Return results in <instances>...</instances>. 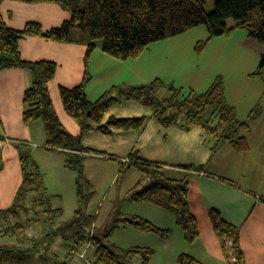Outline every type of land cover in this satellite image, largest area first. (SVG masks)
<instances>
[{"label":"crops","instance_id":"0c3cea01","mask_svg":"<svg viewBox=\"0 0 264 264\" xmlns=\"http://www.w3.org/2000/svg\"><path fill=\"white\" fill-rule=\"evenodd\" d=\"M0 12L7 24L14 28H23L27 22L37 21L44 29H51L71 18V12L55 2L3 0ZM74 33L76 39L71 42L27 36L21 40L20 49L26 60L47 59L57 62V75L49 84L50 94L66 129L79 135L80 125L67 113L60 92L62 86L71 88L79 85L85 73V55L90 38L80 31ZM208 37L209 31L201 25L182 35L154 42L138 58L121 60L100 46L90 58L91 79L87 84V93L92 101L114 86L141 85L156 79L188 92L195 90L203 93L211 87L217 76L223 75L228 102L235 107L237 118L250 124L249 130L230 132V129H222L221 134L211 133L199 124L192 125L189 130L178 124L167 127L161 124L153 109L144 102L123 98L107 111L103 123L110 117L146 116L147 120L141 129H116L111 134L95 129L83 134L82 144L92 150L86 154L85 174L93 187L95 184L91 178L94 174L100 179L110 177L111 184H117L120 161L130 160L134 153L139 156V161L160 163L171 168L204 166L203 170L193 172L190 179L189 204L200 230L199 238L193 243L186 241L173 212L151 202L137 203L129 197L135 184L130 185L127 196L122 199L118 196L112 203L108 224H113L115 212H120L141 216L161 229L170 230L168 236H161L122 222L112 230L109 242L119 249H153L154 254L148 264H179L178 258L182 253L194 256L201 264H237L233 258L236 257L233 248L226 246L225 250L224 241L214 228L210 217L212 209L218 210L225 220L237 227L245 264H264V80L251 77L261 62L264 46L261 51V46L256 44L248 31L238 29L230 35L212 39L201 57L194 55L193 45L196 41ZM31 82L28 69L8 68L0 71V210H8L14 205L23 183L21 152L29 150L32 154V146L43 147L46 151L64 156L55 160L42 158L36 150L39 148H34L37 155L33 153L32 156L40 168L51 161L67 167V154L64 151L46 147L43 120L23 122L24 93ZM93 125L98 124L93 122ZM240 136H245L246 148L236 144ZM133 169L137 168H131L117 184L118 193L121 182ZM45 192L35 195L51 205L54 194ZM33 205L34 213L43 210L44 205L35 202ZM99 206H102L101 203ZM53 208H61L64 213L62 206ZM90 216L97 218L96 214ZM108 224L103 225L106 227ZM35 225L41 226L40 223ZM4 229L1 226L0 236H12L13 239L6 241L5 237L4 242L0 241V246L20 245V241H16L19 239L17 235L5 234ZM42 231L37 236H42ZM85 241L88 242L87 239L82 242ZM70 242L66 241L65 245ZM55 250L51 247L44 253L48 264L55 260L53 264L61 262L54 255ZM57 250L56 253L66 256L65 250ZM135 256L138 255L128 258V263L142 264V257ZM94 257L93 249L88 258L95 263Z\"/></svg>","mask_w":264,"mask_h":264},{"label":"trees","instance_id":"16d2710c","mask_svg":"<svg viewBox=\"0 0 264 264\" xmlns=\"http://www.w3.org/2000/svg\"><path fill=\"white\" fill-rule=\"evenodd\" d=\"M2 1L0 0V4ZM18 1L55 2L71 12L70 19L51 29H44L37 21L27 22L23 28H14L7 24L0 12V71L8 68H25L30 71L32 82L24 93L23 122L31 123L42 119L47 136L46 147L62 150L67 154L65 165L77 173L79 208L70 221L50 228L49 225L55 224L63 215L62 209L53 208L42 197L34 195V202L44 205L43 210L37 212V215L45 216L42 236H33V243L29 248H22L19 244L0 246V263L25 261L41 248L46 253L55 243V239L63 236L65 240L69 237L68 241L71 242L66 245L70 248L81 245L82 241L89 238L94 246L96 264H129L127 259L134 255L142 257V264H148L154 254L153 249H119L109 242L112 230L121 222L161 236H168L170 230L161 229L141 216L115 212L113 224H108L90 235L89 226L94 218L87 215L85 208L94 187L85 174V159L86 154L92 150L82 144L83 134L95 129L106 134H111L116 129H141L147 120L146 116L110 117L103 123L107 111L123 98H135L144 102L153 109L161 124L167 127L178 124L189 130L192 125L199 124L211 133L221 134L222 129H230V132L249 130L250 124L237 118L235 107L226 98L225 80L221 75L203 93L190 90L184 94L182 88L167 85L163 80L156 79L147 84L114 86L99 99L92 101L87 93V84L91 79L90 58L99 46L121 60L138 58L151 43L182 34L199 25L207 27L210 37L197 43V52H202L211 38L230 34L236 28L246 29L252 37L264 44V0H216L212 11H208L206 0ZM75 31H80L90 38L85 55V73L79 85L71 88L62 86L60 92L67 113L80 125L79 135H74L66 129L50 94L49 84L57 75V62L47 59L26 60L20 49L21 40L27 36L71 42L76 39ZM253 75L264 79V53ZM163 90H166L167 94L161 95ZM93 122L98 125L94 126ZM236 144L240 148H246L245 136H240ZM20 157L23 183L13 207L0 210V228L12 209L20 207L29 194L33 191L38 194L43 192L38 162L29 150L21 152ZM137 157L139 156L134 153L130 160L120 161L117 184L131 168H137L141 178L131 189L129 197L137 203L147 201L173 212L178 226L184 231L186 241L195 242L200 236V230L197 217L189 204L190 179L193 172L203 170L204 166L183 165L171 168L160 163L139 161ZM210 217L215 230L224 241L225 250L228 240L233 239L232 248L236 263L245 264L237 227L225 220L218 210L212 209ZM26 224L29 223L17 222L13 226H7L4 232L14 235L21 232ZM68 233L74 236L71 238ZM42 255L44 256V253ZM178 262L201 264L197 258L187 253L180 254ZM62 263L65 262L59 264Z\"/></svg>","mask_w":264,"mask_h":264},{"label":"rangeland","instance_id":"374dc122","mask_svg":"<svg viewBox=\"0 0 264 264\" xmlns=\"http://www.w3.org/2000/svg\"><path fill=\"white\" fill-rule=\"evenodd\" d=\"M206 1H207L206 7H207L208 11H212L214 8L216 0H206ZM199 26H201V25H199ZM199 26H196V27L184 32V33H187V32H189V31H191V30H193ZM202 26H205V25H202ZM238 29H242L244 31H247L246 29H243V28H236L231 33L235 32ZM184 33H182V34H184ZM182 34H179V35H182ZM230 34H225V35H230ZM176 36H178V35H176ZM173 37H175V36L165 38V39H162L159 41H163V40L170 39ZM216 37H218V36H216ZM216 37H213L209 40V42L207 43V45L205 46V48L203 49L202 52H197L196 45L199 42L207 40L209 37L206 39H201V40L196 41V43L193 45V54L201 57V55H203V53L205 52V50L209 46L211 40L216 38ZM252 39L255 40L256 44H259V46H261V51H262L264 45L262 43H260L255 37H253ZM156 42H158V41H156ZM153 43H151V44H153ZM248 45L252 49H255V47L253 45H251V44H248ZM147 49H145V50H147ZM258 52H259V50H258ZM253 60L254 59H252V61ZM253 73L251 74V77L258 79V80H264L260 76L253 75ZM221 76H223V75H221ZM224 80H225V77H224ZM187 92H188V90L183 89L184 94ZM165 94H167V91L163 90L161 95H165ZM41 145H44V144H41ZM32 148L34 149V148H39V147L32 146L30 148V151L32 152V154L35 153L37 155V152H34L35 149L33 150ZM36 150H38V152L42 156V158L47 157V158H50L51 160H55L56 158H61L64 156L63 154L60 155V153H58V152L46 151L47 149H44L43 147L36 149ZM41 156H39V157H41ZM60 164H61V162H60ZM1 165H2V160L0 159V167H1ZM40 169H41L40 171H41V182H42L43 191L44 192L46 191L45 192L46 194H52V195L54 194V196L51 197V205L53 207L62 206L64 208V213H63L62 217L59 218L55 224L49 225L50 228L54 227V226L56 227L58 225H61L65 222L70 221L72 219L76 209L79 208V202H78V197H77V186H76V173H75V171L69 169L68 167H65L64 165H57L55 161H51L50 164H48L47 166H42V168H40ZM96 175L97 174H94L93 178H91L92 181L94 182L95 186H94L93 193L90 196L89 202L87 203L86 208H85L87 215H95V214L97 215V218L95 217L94 218L95 220L92 223H90V226H89L90 235H93L94 233H96L97 230H101V228L102 229L105 228V225H103V224H108V220H109L108 218L111 215V213H110L111 212V206H112V203L114 202V200L118 196L120 197V199H122L124 196H127L130 187L132 185L136 184L138 182V180L141 178L140 171L137 169H133L132 172L130 173V175L121 182V184H120L121 189L118 193V186L116 183L111 184L112 180L110 177H108L106 179H103V178L100 179ZM35 194H36V191H33L31 194L28 195L27 199L23 203H21L20 207H17L16 209H12V211L9 213L7 219L3 220L4 224H2V227L6 228L9 225L13 226L17 222L29 223V224H26L25 227L22 228L21 232L16 233V235L19 239H16V238L15 239H16V241H18V243L20 241V246L22 248L31 247L30 245L33 243L32 237L39 235L41 233V231L43 229H45V228L42 229V227L45 226V224H43V219L45 218L44 214L37 215L33 211V209H34L33 197ZM55 194H60V196H57ZM103 197H104V200L102 201ZM100 203L102 206H99ZM12 207L13 206H11V208ZM37 209H38V207L35 208V210H37ZM35 220H37V221H35ZM37 223H40L41 226L35 225ZM68 235H71L70 236L71 238L74 236L72 233H68ZM5 237H6V241H8L9 239H13L12 236H4L3 235V236H0V241L4 242ZM65 239L66 238L63 236L57 237L55 239V243L53 244L54 246H52L53 248H56L54 255L59 257L57 259H61V262L65 261V264H85L84 260L80 257L79 252H82L81 250L85 249L87 251L86 255H87V257H89L91 251L94 248L93 247L89 248L87 241L81 242V245H79V246L77 245L76 247L70 248L69 246L65 245V242L69 240V237L67 238L68 240H65ZM88 241H89V238H88ZM109 241H110V239H109ZM57 249H60L62 251L65 250L66 256L71 251H76V254L70 258H67L66 256L62 257L61 255L56 253L58 251ZM43 253H45V251L43 250V248H41L40 250L36 251L35 255L31 256L30 258H28L25 261H18V262L9 261L6 263L7 264H48L49 261H45L46 258H45V256L42 255ZM135 258H139V257L135 256ZM47 259H48V257H47ZM55 261H53L52 263H49V264H53V263H55Z\"/></svg>","mask_w":264,"mask_h":264},{"label":"built area","instance_id":"2783aa9c","mask_svg":"<svg viewBox=\"0 0 264 264\" xmlns=\"http://www.w3.org/2000/svg\"><path fill=\"white\" fill-rule=\"evenodd\" d=\"M87 244L89 245V248H92V247H94L93 246V244L91 243V240H89L88 242H87ZM232 246H233V239H230V240H228V242H227V247H229V248H232ZM82 252H79L80 253V257L84 260V263L85 264H95L93 261H91L88 257H87V255H86V250L84 249H82L81 250ZM76 254V251H71L70 253H68L67 254V258H70V257H73V255H75ZM234 258V260H236V257H233Z\"/></svg>","mask_w":264,"mask_h":264}]
</instances>
